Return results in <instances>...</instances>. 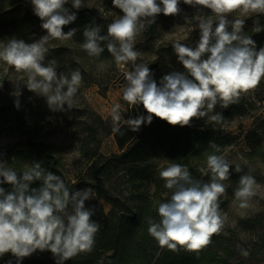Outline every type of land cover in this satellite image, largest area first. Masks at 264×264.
I'll return each mask as SVG.
<instances>
[{
    "label": "clouds",
    "instance_id": "clouds-1",
    "mask_svg": "<svg viewBox=\"0 0 264 264\" xmlns=\"http://www.w3.org/2000/svg\"><path fill=\"white\" fill-rule=\"evenodd\" d=\"M32 11L41 21L46 34L32 42L11 37L0 46V61L24 73L23 79L12 81L16 97L14 106L19 109L21 85L46 99L53 112L73 109V98L83 82L79 68H68L67 73L57 71L55 58L48 59L50 39L67 40L76 33L75 28L65 32L64 26L77 19L72 9L88 7L84 0H30ZM201 12L199 17L184 16V22L195 21L199 39L189 46L179 40L172 44L177 61L185 71H171L157 82L149 64L137 63L140 53L135 50V38L144 28L143 21L155 23L159 14L176 16L182 9L181 0H112L122 15L107 25L101 35V26L92 23L83 30L81 48L91 57H99L107 49L117 65L131 63L132 70L124 73L126 85L122 99L129 106L140 105L146 110L129 116L125 123L133 132L142 125H150L154 116L173 126H191L194 118L208 117L219 104L227 108L239 103L242 93L258 87L264 79V46L257 47L251 36L244 34L246 20L229 19L234 12L253 19V33L264 31L260 15L264 14V0H182ZM204 9L211 10L205 14ZM34 36V34H33ZM110 116L113 132H120L121 105L114 103ZM219 123L224 119L220 112L208 117ZM215 152L220 146L210 142ZM206 157L209 176L207 182L193 179L187 166L172 163L160 171L165 187L172 190L170 199L158 205L159 222L149 219L148 233L162 248L177 251H198L211 242L225 225L226 215L220 210V197L226 192L224 181L231 176L230 164L222 155ZM2 155V154H0ZM236 173H243L235 165ZM40 181L38 187H31ZM256 179L248 173L239 176L234 189L240 208L249 207L256 195ZM0 257L11 253L5 264H22L37 250H50L56 264H64L81 252H91L95 245L100 223L92 219L95 206L85 201L93 199V189H70L64 179L42 167L41 161L18 173L5 167L0 159ZM247 258L250 252L240 248Z\"/></svg>",
    "mask_w": 264,
    "mask_h": 264
},
{
    "label": "trees",
    "instance_id": "trees-1",
    "mask_svg": "<svg viewBox=\"0 0 264 264\" xmlns=\"http://www.w3.org/2000/svg\"><path fill=\"white\" fill-rule=\"evenodd\" d=\"M159 2V0H157ZM77 11V19L63 27L65 32L75 28L73 36L76 43H83V30L93 21L101 26V35L106 34L105 18L100 17L91 9H72ZM20 9V10H19ZM17 10L0 13V33L32 42L46 34L41 28L40 19L34 15L32 5L21 6ZM164 14L157 16V22ZM156 22V23H157ZM34 34V36H33ZM2 35V34H0ZM257 43L264 46V31L247 33ZM48 59L55 58L59 71H64L63 62L58 58L65 54L49 49ZM85 57L96 61H104L111 57L107 49L99 57H91L82 49ZM185 71L174 54L172 62L167 66L171 72ZM34 93L25 92L19 98L20 107L14 106V100L7 91L0 89V127L9 123L23 136L16 146L6 152V165L18 173L29 167L33 160L41 161L46 170L60 175L70 189H93V199L85 201L87 207L95 206L93 220L100 223V230L95 236V245L91 252H81L64 264H261L264 262V211L255 215L240 218L234 225L225 223L219 234L211 237V242L198 251H186L178 247L172 251L160 247L157 241L148 233L149 219L159 222L157 212L159 203L170 199L172 190L165 187V181L160 177V171L172 163L188 167L193 179L207 182L209 176L206 157L215 150L210 146L214 142L220 146L217 155H223L226 148L234 144L235 139L225 133L223 125L235 115H245L246 108L239 103L227 108H215L208 114L220 112L224 119L219 123L194 118L191 126H173L155 117L150 125H142L139 131L133 132L128 125L120 124V132L113 130L110 134L120 148L119 153L106 154L101 152L97 139L99 129L90 126L81 142V152L88 157L86 170L72 172L68 170L61 157V146L53 139L55 128L53 121L38 99H33ZM147 114L146 112L144 113ZM137 113L134 115L136 116ZM262 129L251 131L247 137L251 150L246 158L251 163H264V119ZM230 166L231 176L224 181L226 192L220 197L221 212L234 197V189L238 187L239 176L244 173L261 181L264 174L260 170H243L236 173ZM40 181H35L31 187H38ZM10 190L8 184L0 185ZM240 248L250 252L245 258L240 254ZM11 258V253L0 257V264ZM22 264H56L50 250H37L30 257L22 260Z\"/></svg>",
    "mask_w": 264,
    "mask_h": 264
},
{
    "label": "rangeland",
    "instance_id": "rangeland-1",
    "mask_svg": "<svg viewBox=\"0 0 264 264\" xmlns=\"http://www.w3.org/2000/svg\"><path fill=\"white\" fill-rule=\"evenodd\" d=\"M88 7L82 9H91L100 17L105 18L108 23L122 15L121 10L114 8L112 0H84ZM31 5L30 0H0V13L9 10H17L21 6ZM71 6V3H68ZM182 11L176 16H161L160 20L155 23L143 21L144 28L135 38V50L140 53L137 63L149 64L150 69L154 72V79H159L166 74L167 66L171 64L174 51L172 44L179 40L181 43L189 46L199 39V30L195 21L191 24L184 22V16L199 17L201 12L189 5L180 3ZM20 10V9H19ZM205 14H211V10L204 9ZM245 19L244 34L253 32V19L255 17H245L239 12H234L229 19ZM260 23L264 25V14L260 15ZM0 46H3L10 38L0 33ZM47 47L54 51L65 54L58 58L60 63L63 62V72L67 73L68 68H79L83 82L76 96L73 98V109L67 112H53L46 103V99L36 95L34 92L33 99H38L48 116L53 121L55 133L52 139L61 146V157L68 170L79 171L86 170L88 157L81 152V142L87 134V128L93 126L99 129L97 139L99 140L101 152L119 153L120 148L110 134L113 128L110 110L114 103L121 105L122 119L120 124H125V119L141 113L146 110L142 105L132 107L122 99V90L126 85L124 73L132 70L131 63L117 65L111 56L104 61H96L85 57L82 54L80 43L74 41V37L67 40L50 39ZM59 71V65H56ZM177 70L175 66L172 67ZM26 81L24 73H17L14 68L8 66L5 62L0 61V89L13 95L15 87L12 81ZM30 91L26 85H21V95ZM20 95V96H21ZM19 96V98H20ZM240 101L246 108L245 115H235L223 125L225 133L234 137L233 145L228 146L222 156L226 158L230 166L235 167L239 164L243 170H260L264 174V163H251L246 158V153L251 150L247 135L251 131L261 132L260 126L264 119V79L257 88L242 93ZM221 109L220 105L216 106ZM205 120L209 121L206 117ZM23 136L16 130L15 124L9 123L0 127V159H3L6 165V152L9 148L16 146ZM261 181L256 183V195L250 199L249 207L240 208L239 202L233 198L231 202L221 212L226 215L227 225L234 226L240 218L255 215L264 211V176ZM261 264H264L262 262Z\"/></svg>",
    "mask_w": 264,
    "mask_h": 264
},
{
    "label": "crops",
    "instance_id": "crops-1",
    "mask_svg": "<svg viewBox=\"0 0 264 264\" xmlns=\"http://www.w3.org/2000/svg\"><path fill=\"white\" fill-rule=\"evenodd\" d=\"M122 124V123H121Z\"/></svg>",
    "mask_w": 264,
    "mask_h": 264
}]
</instances>
